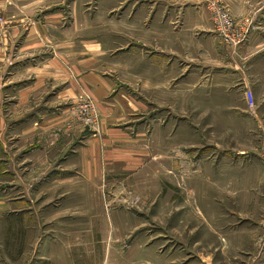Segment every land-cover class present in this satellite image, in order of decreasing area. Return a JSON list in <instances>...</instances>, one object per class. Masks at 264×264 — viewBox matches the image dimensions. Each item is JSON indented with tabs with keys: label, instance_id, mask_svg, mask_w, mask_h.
Here are the masks:
<instances>
[{
	"label": "rangeland",
	"instance_id": "374dc122",
	"mask_svg": "<svg viewBox=\"0 0 264 264\" xmlns=\"http://www.w3.org/2000/svg\"><path fill=\"white\" fill-rule=\"evenodd\" d=\"M184 1L89 0L90 68L112 90L74 97L66 125L100 174L58 185L19 260L264 264V63L218 33V9L245 27L237 1Z\"/></svg>",
	"mask_w": 264,
	"mask_h": 264
},
{
	"label": "crops",
	"instance_id": "0c3cea01",
	"mask_svg": "<svg viewBox=\"0 0 264 264\" xmlns=\"http://www.w3.org/2000/svg\"><path fill=\"white\" fill-rule=\"evenodd\" d=\"M233 1L249 28L247 63H264V0H224ZM88 10L89 0H0V264H26L23 241L40 242L41 207L55 206L58 185L100 174L99 156L91 158L81 135L73 142L66 125L74 97L90 92L100 104L112 90L110 78L90 68Z\"/></svg>",
	"mask_w": 264,
	"mask_h": 264
},
{
	"label": "built area",
	"instance_id": "2783aa9c",
	"mask_svg": "<svg viewBox=\"0 0 264 264\" xmlns=\"http://www.w3.org/2000/svg\"><path fill=\"white\" fill-rule=\"evenodd\" d=\"M5 20H0V36L2 34L3 26L5 25ZM215 23L218 30V33L231 45H239L245 43L248 39L249 28L239 26L235 21L230 17V15L224 9H218L215 17ZM91 106L89 104H84V101L81 102L79 108L81 110H88ZM93 110V109H92ZM93 113V117H95ZM86 124L89 123V120H85Z\"/></svg>",
	"mask_w": 264,
	"mask_h": 264
}]
</instances>
